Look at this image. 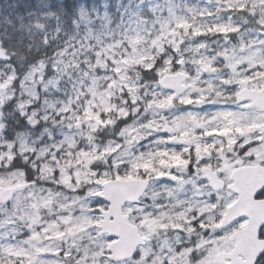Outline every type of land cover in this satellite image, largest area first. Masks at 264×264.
Listing matches in <instances>:
<instances>
[{"label":"snow or ice","instance_id":"snow-or-ice-1","mask_svg":"<svg viewBox=\"0 0 264 264\" xmlns=\"http://www.w3.org/2000/svg\"><path fill=\"white\" fill-rule=\"evenodd\" d=\"M0 264H264V0H0Z\"/></svg>","mask_w":264,"mask_h":264}]
</instances>
